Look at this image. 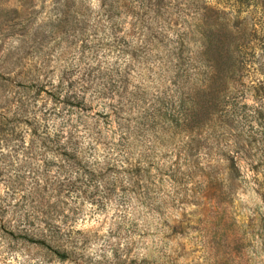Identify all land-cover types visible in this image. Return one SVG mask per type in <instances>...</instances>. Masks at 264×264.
<instances>
[{
  "label": "rangeland",
  "instance_id": "obj_1",
  "mask_svg": "<svg viewBox=\"0 0 264 264\" xmlns=\"http://www.w3.org/2000/svg\"><path fill=\"white\" fill-rule=\"evenodd\" d=\"M0 264H264V0H0Z\"/></svg>",
  "mask_w": 264,
  "mask_h": 264
},
{
  "label": "trees",
  "instance_id": "obj_2",
  "mask_svg": "<svg viewBox=\"0 0 264 264\" xmlns=\"http://www.w3.org/2000/svg\"><path fill=\"white\" fill-rule=\"evenodd\" d=\"M184 113H185V116H186L185 120L188 121V123H190L191 121H196V122L200 121L202 119V117H204V115L207 112H206L205 106H198V104L196 103L194 108H192L191 110H186ZM26 223H28V220H27ZM29 223H30V225H33V221H30ZM45 225H47L48 230H51V226H50L48 221H45ZM28 231H31V230H28ZM42 235H43L42 236L43 238L39 239L37 241V243L44 244L46 242L45 239H47L48 236H44V234H42ZM24 237L26 239H28V236H24ZM31 241H34L33 238H32ZM53 242L54 243H59L58 240H53ZM56 245H57L56 248H61L62 247L61 244H56ZM68 254H69V252H65L64 251V254L62 255V257H65V255H68Z\"/></svg>",
  "mask_w": 264,
  "mask_h": 264
}]
</instances>
